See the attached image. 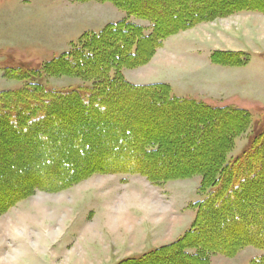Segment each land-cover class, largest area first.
Returning a JSON list of instances; mask_svg holds the SVG:
<instances>
[{"label":"rangeland","instance_id":"374dc122","mask_svg":"<svg viewBox=\"0 0 264 264\" xmlns=\"http://www.w3.org/2000/svg\"><path fill=\"white\" fill-rule=\"evenodd\" d=\"M211 1L168 0L167 5H162L156 0H142L139 10L153 11L158 15L166 11V15L170 13L172 18L175 14L173 11L180 3L207 5ZM260 2L253 1L258 6L256 10L223 15L167 36L147 63L130 71L131 77L129 71L125 72L127 79L121 72L123 79L132 85L165 84L172 97L190 99L209 107L245 111L249 122L234 139L227 161L249 150L252 139L264 132V4ZM220 4L224 5L225 2ZM113 6L97 0H0V93L22 90L29 83L41 85L46 91H69L91 86L92 81L75 76L52 75L45 67L55 58L70 52L71 48L79 47L84 34H97L107 25L120 20L143 26L145 35L151 33L147 22ZM146 42L138 45L140 51L142 44L148 45ZM107 48L105 46L104 49ZM104 49H95L94 54L99 56ZM216 52H232L237 56H221L219 60L223 63H215L212 55ZM236 62L239 64H233ZM89 64L88 67L93 66L92 62ZM94 64L98 66V63ZM8 69L28 72L26 79L6 76ZM137 97L141 98L138 106L132 105L128 96L106 101V105L100 102L99 109L92 108L96 113L95 118L64 108L55 114L54 107L51 110L54 113L47 116L49 125L45 126L67 127V130L51 138L49 134L27 135L30 126L25 127L24 131L20 130L17 135L8 134L6 120L0 122V207L7 199L15 198L12 194L16 188L25 191L29 187L28 179H17L9 171H18V163L32 151L39 154L28 165L40 169L35 177L39 184L58 183L69 178L70 174L85 171L96 164L103 166L84 158L107 143L84 141L79 146L88 149L83 157L82 154L78 155L82 161L74 168L68 167L64 178L60 179L54 172L44 169L47 156H58L55 150L59 144H63L59 146V152L71 150L69 146H73V141L78 143L79 136L85 134L116 137L114 142L119 141L117 146L122 150L126 148L119 143L126 139L127 149H135L136 144L145 137L160 134L162 146L156 156L167 153L166 164L174 165L181 161L188 168L216 163L218 152L225 142V132L236 123L225 115L210 118L212 121L209 123L202 119L199 121L202 111L198 114L189 106L162 104L158 97ZM62 104L59 103V106ZM156 105L161 108L155 109ZM115 107L117 111L110 116H101L98 112ZM55 116L57 120H54ZM129 119H135L133 123L137 125L129 126V131L125 127L120 129L121 124ZM102 124L109 125V128L104 129ZM186 134L191 135L189 142L181 140ZM30 138L46 141L38 146L32 144L28 140ZM79 146H76V152L80 151ZM114 155L115 158L122 157L116 153L112 154L113 158ZM93 175L79 178L69 188L58 191L47 188L40 191L31 185L34 188L32 195L16 200L1 212L0 264H117L128 259L126 254H134V258H138L142 256L140 252L147 254L184 234L195 217L192 204L204 198L198 191L201 182L198 175L158 185L138 174ZM16 181L20 183L13 184ZM258 187L259 194L264 193V185ZM132 193L139 195L142 202L136 200L135 203ZM233 206L242 213L248 212L247 218L258 216L254 212L255 206L243 207L239 201ZM228 209L227 205L222 208L223 212ZM118 213L124 215L123 222L118 223ZM213 223L203 227V232L213 231L208 234L209 237L213 234L216 241L244 237L252 227L261 230V226L246 225L245 222V229L237 227L239 235L235 232L229 235L217 232ZM172 225L175 226L173 232L170 229ZM260 255L261 250L248 246L232 258L216 255L210 264H248ZM160 264L171 263L165 261Z\"/></svg>","mask_w":264,"mask_h":264},{"label":"trees","instance_id":"16d2710c","mask_svg":"<svg viewBox=\"0 0 264 264\" xmlns=\"http://www.w3.org/2000/svg\"><path fill=\"white\" fill-rule=\"evenodd\" d=\"M76 1L82 2L85 0ZM97 1L109 2L128 15L147 22L151 33L145 35L143 26L127 20H120L107 25L97 34H84L78 44L79 47L71 48L70 52L55 58L45 67L46 71L52 75L75 76L83 80L92 81L91 86L69 91H46L41 85L29 83L22 90L0 93V122L6 120L8 134L17 135V133H20V130L23 129L22 131H24L25 127L30 126L27 135L33 136L37 133L49 134V137L56 136L62 131L67 130V127L59 129L56 126H45L46 124L49 125L47 123V116L53 112L51 110L54 107L55 114L59 112V109L64 108L67 111H79L82 116H87L88 118H95L94 115L96 113H94L92 108L99 109L100 102L104 104L106 101H113L128 96L132 103L138 106L139 99L141 98L138 99L137 96L142 97V95H148L151 99H154L152 97H158L159 102L162 104L169 103L177 106H189L193 108L192 111L198 114L202 111V114H200L202 118L198 117L199 121L202 119V121L204 120L209 123L212 121L210 118H216L218 117L217 115H225L231 122L236 124L225 132V143L218 152L216 163L194 167L189 166L188 168L181 161H178L174 165L166 164L168 160L167 153H164L162 156H156L162 146L160 144L162 138H160V134L145 137L136 144L135 149H127L128 143L126 139L122 144L119 143V145H123L126 148L123 150L117 146L119 141L114 142V138L116 137H112L109 134H85L84 136H79L78 143L73 141L74 143L72 144L74 147L69 146L71 150L67 149L59 152V146L62 147L63 145L62 143L59 144L57 150H55L56 153L58 152V156H47L48 162L43 164L44 169H49L54 172L60 179L61 177L64 178L66 170H69L68 167L74 168V166L82 161L81 158L84 156L83 154L86 152V149H88L79 146L84 141L85 143L86 141H91L93 144L107 143L105 146L97 147L93 153L86 155L84 158L85 160L97 161L104 165L99 166L96 164L95 167L86 169L85 171L75 172V174H70L69 178H64L63 181L58 183L51 184L50 182L48 184H39L35 177L39 174L37 172L40 169L28 165L39 154L38 151H32L18 163L20 167L18 171H9L10 174L16 175L17 179H28L30 183L29 187L25 191H23V188H16L12 194L15 198H11L10 200L12 201L9 199L4 201L5 204L0 207V213L10 207L16 200L25 199L32 195L34 188H31V185L40 191L45 188L58 191L69 188L77 183L79 178L83 179L88 174H138L145 176L151 183L156 185L168 182L169 180L189 178L198 175L201 177L198 191L204 195V198L192 204V207L195 209V217L191 227L172 243L156 248L138 258L124 259L117 264H160L165 261L171 264H209L211 257L214 255L231 258L248 246L262 251V255L252 259L248 264H264V193L259 194L258 192V186H261V184L264 185V132L252 139L249 150L227 161L226 157L233 148L234 139L239 133L244 131L249 122L245 111L228 107H209L190 99L185 100L172 97L169 87L165 84L146 86L132 85L123 79L121 73L123 69H133L147 63L154 51L161 46L162 41L167 36L223 15L249 9L256 10L258 6H255V3H253L254 0L242 1L249 2L252 5L246 7L235 6L240 2L238 0H212L207 5L185 4L183 2L177 5L173 11L175 14L171 18L170 13L166 15V11L158 15L153 11L143 12L139 10L141 8L140 5H142V0L140 2H137V0ZM167 1L156 0V2H160L162 5H167ZM261 1L260 3L264 4V0ZM222 2H225V6L220 4ZM160 31H163L164 34L163 32L159 34ZM145 41H148L147 49L149 51L146 50L147 53H144L145 55L142 54V56L140 55L141 49L138 45ZM105 46H108L106 50L104 49ZM100 47L104 49V52L96 56L94 50H98ZM221 56L236 57L237 54L235 56V53L232 52H216L212 55L213 62L223 63L219 60ZM91 62L93 66L88 67ZM95 62L98 63V66H95ZM233 64H239V62ZM7 71L6 76L9 75L18 80H25L26 74L28 73L15 69H8ZM31 72L34 73L35 71ZM143 100L145 99L143 98ZM59 103H63L61 107ZM157 108L159 109L161 106L156 105L155 109ZM113 111H117V107L115 109H109L108 111L100 109L98 112L101 116H110ZM54 118V120H57L56 116ZM102 119L100 120L101 122L103 121ZM134 120L129 119L128 122L122 123L120 129L125 127L129 131V126H132V124L137 125L135 124L136 122L133 123ZM102 127L107 129L109 125L105 126L102 124ZM28 140H31L32 144H37L38 146L41 143L44 144L46 141V139L40 138L37 140L30 138ZM181 140L189 142L191 135L186 134L181 137ZM109 141L114 145H111V143L108 144ZM76 146L80 147V151L76 152ZM85 146L88 145L86 144ZM116 153L119 156L122 155V157L115 158L116 155H114L113 158L112 154ZM80 154H82V157L78 156ZM3 164L5 163L1 165ZM18 182L16 181L13 184H17ZM10 185L12 186V184ZM236 201H239V205L243 207L255 206L254 212L258 216L247 218L248 212L242 213L237 207H231ZM224 205H227L230 209L223 212L222 208ZM213 221L216 224L214 225V229L223 234L227 233L231 235L236 233L239 235L240 232L237 227L240 226L241 230L245 229L243 225L245 222L246 225L261 226V230L257 231V228L252 227L253 229H248V234L244 237L241 236L229 241H216L213 234L210 237L208 234L213 231L203 232V227L211 226ZM200 226H202V231L200 230Z\"/></svg>","mask_w":264,"mask_h":264},{"label":"bare ground","instance_id":"6f19581e","mask_svg":"<svg viewBox=\"0 0 264 264\" xmlns=\"http://www.w3.org/2000/svg\"><path fill=\"white\" fill-rule=\"evenodd\" d=\"M264 3V2H263ZM235 6H239V7H246V6H252L249 2L247 3V2H240V3H237V5H235ZM170 22V21H169ZM171 23H174V22H171ZM160 30V29H159ZM162 32L163 31H160L159 32V34L161 33L162 34ZM163 34H164V32H163ZM148 42H146V44H147ZM149 43H151V42H149ZM148 48V45H144V44H142V51L140 52V55H145L144 53H146L147 51H149V49H147ZM147 50V51H146ZM146 51V52H145ZM142 55V56H143ZM134 62H135V60H134ZM123 93V92H122ZM126 94V93H125ZM139 99V98H138ZM138 99H137V101H138ZM136 100V99H135ZM134 102V101H133ZM135 103V102H134ZM132 105H135V104H132ZM137 105V104H136ZM127 109V108H126ZM125 111V110H124ZM131 117V116H130ZM237 119V118H236ZM147 120V119H146ZM125 121V120H124ZM239 124V123H238ZM238 126V125H237ZM236 127V126H235ZM234 129H236V128H234ZM234 131V130H233ZM236 132V131H235ZM225 143V142H224ZM48 177V176H47ZM81 177V176H80ZM136 194V193H135ZM134 193H132V197H133V201L136 203V200L138 201V203H139V201H141L142 202V198L139 196V195H135ZM130 196V197H131ZM38 215V214H37ZM115 216V215H114ZM120 216V217H119ZM122 216H124V215H122ZM121 216V214L120 213H118L117 215H116V219H117V221H118V223H120V222H123L124 221V217H122ZM113 224V223H112ZM113 231V230H112Z\"/></svg>","mask_w":264,"mask_h":264},{"label":"crops","instance_id":"0c3cea01","mask_svg":"<svg viewBox=\"0 0 264 264\" xmlns=\"http://www.w3.org/2000/svg\"><path fill=\"white\" fill-rule=\"evenodd\" d=\"M104 4H105V3H104ZM111 5H112V4H111ZM113 7H114V6H113ZM162 44H163V43H162ZM160 48H161V47H160ZM152 60H153V59H152ZM152 60L150 61L149 64L152 63ZM149 64H147V65H149ZM138 69H139V68H138ZM134 70H137V69H134ZM134 70H133V69H131V70H130V69H124V70L122 71L123 76H125V72H126V71H127V72L129 71V72H128V73H129L128 75L130 76V71H134ZM133 76H134V75H133ZM130 77H131V76H130ZM125 78L127 79L126 76H125ZM137 82H138V81H137ZM129 83H130V82H129ZM134 83H135V82H134ZM130 84H132V83H130ZM133 85H134V84H133ZM95 176H100V175H99V174H97V175H93V177H95ZM102 176H103V175H102ZM173 228L175 229V226H174V225H172L171 228H170V229H171V232L174 231ZM185 231H186V230H185ZM185 231H184V232H185ZM184 232H183V233H184ZM171 234H173V233H171ZM182 235H183V234H182ZM182 235L178 236V237L175 238L173 241L177 240V239H178L179 237H181ZM100 239H101V238H100ZM144 240H145V239H144ZM169 243H170V242H169ZM247 248H248V247H247ZM253 248H254V247H253ZM244 249H245V248H244ZM244 249L240 250L238 253H240V252L243 251ZM255 249H256V248H255ZM238 253H237V254H238ZM139 254H142V255H143L144 253L140 252ZM237 254H236V255H237ZM126 255H128L127 258H134V257L136 256V255H134V254H126ZM236 255H235V256H236ZM214 256H216V255H214ZM214 256H212V257H214ZM221 256H222V255H221ZM212 257H211V259H212ZM223 257H225V256H223ZM125 258H126V257H125ZM227 258H228V257H227ZM231 258H232V257H231ZM211 259H210V263H211ZM210 263H209V264H210Z\"/></svg>","mask_w":264,"mask_h":264}]
</instances>
